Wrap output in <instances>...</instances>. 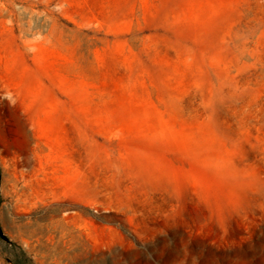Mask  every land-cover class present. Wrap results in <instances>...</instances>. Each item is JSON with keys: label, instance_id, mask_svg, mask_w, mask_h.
<instances>
[{"label": "rangeland", "instance_id": "1", "mask_svg": "<svg viewBox=\"0 0 264 264\" xmlns=\"http://www.w3.org/2000/svg\"><path fill=\"white\" fill-rule=\"evenodd\" d=\"M0 231V264H264V0H0Z\"/></svg>", "mask_w": 264, "mask_h": 264}, {"label": "crops", "instance_id": "2", "mask_svg": "<svg viewBox=\"0 0 264 264\" xmlns=\"http://www.w3.org/2000/svg\"><path fill=\"white\" fill-rule=\"evenodd\" d=\"M32 112H30V115L35 116L33 121L30 123V125L33 127V132L35 135V139L40 140L41 138H44L43 132L44 129L51 126V118H43L39 119L37 116H43V117H51L53 115H62V110L61 109H32Z\"/></svg>", "mask_w": 264, "mask_h": 264}, {"label": "water", "instance_id": "3", "mask_svg": "<svg viewBox=\"0 0 264 264\" xmlns=\"http://www.w3.org/2000/svg\"><path fill=\"white\" fill-rule=\"evenodd\" d=\"M0 234L2 235L1 231H0Z\"/></svg>", "mask_w": 264, "mask_h": 264}]
</instances>
